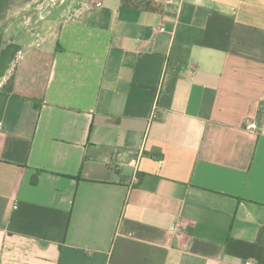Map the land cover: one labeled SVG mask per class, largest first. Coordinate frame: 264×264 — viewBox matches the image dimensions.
I'll use <instances>...</instances> for the list:
<instances>
[{
    "label": "crops",
    "instance_id": "0c3cea01",
    "mask_svg": "<svg viewBox=\"0 0 264 264\" xmlns=\"http://www.w3.org/2000/svg\"><path fill=\"white\" fill-rule=\"evenodd\" d=\"M247 262L264 264V0L7 9L0 264Z\"/></svg>",
    "mask_w": 264,
    "mask_h": 264
},
{
    "label": "built area",
    "instance_id": "2783aa9c",
    "mask_svg": "<svg viewBox=\"0 0 264 264\" xmlns=\"http://www.w3.org/2000/svg\"><path fill=\"white\" fill-rule=\"evenodd\" d=\"M96 7H100L102 5V3L100 1L95 2L94 4ZM159 32H163L164 30L160 27L157 29ZM246 130L250 131V132H255L257 130V124L256 122H249L246 125ZM186 228V223L183 219L181 218H177L170 226L169 229V234L172 237H180L181 235H183L184 230ZM245 264H251L250 262H247Z\"/></svg>",
    "mask_w": 264,
    "mask_h": 264
},
{
    "label": "rangeland",
    "instance_id": "374dc122",
    "mask_svg": "<svg viewBox=\"0 0 264 264\" xmlns=\"http://www.w3.org/2000/svg\"><path fill=\"white\" fill-rule=\"evenodd\" d=\"M60 1L61 0H54L52 2L51 1L46 2L45 0H41V1L34 3V2H31V0H13L10 5V8L22 9L29 5V6L36 7L38 9H45L48 5L52 6V5H55L56 3L59 4Z\"/></svg>",
    "mask_w": 264,
    "mask_h": 264
},
{
    "label": "trees",
    "instance_id": "16d2710c",
    "mask_svg": "<svg viewBox=\"0 0 264 264\" xmlns=\"http://www.w3.org/2000/svg\"><path fill=\"white\" fill-rule=\"evenodd\" d=\"M13 0H0V20L3 18L4 12L10 8Z\"/></svg>",
    "mask_w": 264,
    "mask_h": 264
}]
</instances>
